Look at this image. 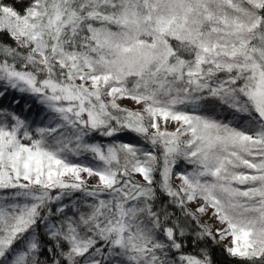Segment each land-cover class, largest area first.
<instances>
[{
	"label": "snow or ice",
	"instance_id": "6c2138e0",
	"mask_svg": "<svg viewBox=\"0 0 264 264\" xmlns=\"http://www.w3.org/2000/svg\"><path fill=\"white\" fill-rule=\"evenodd\" d=\"M16 93L0 264H264V0H0Z\"/></svg>",
	"mask_w": 264,
	"mask_h": 264
},
{
	"label": "trees",
	"instance_id": "16d2710c",
	"mask_svg": "<svg viewBox=\"0 0 264 264\" xmlns=\"http://www.w3.org/2000/svg\"><path fill=\"white\" fill-rule=\"evenodd\" d=\"M11 2H12V0H5V3H11ZM17 7L19 8V7H21V5L19 3H17ZM15 96H16V98L20 99L19 105L11 104L12 94H10V96L7 99L0 100V104H3L4 106L14 107L18 112L25 114L24 113V105H25V101H27L29 99V97L21 96L19 93H16ZM38 113H39V107L37 105L33 104L32 111L30 113H26V114L29 115L30 119L35 118L36 120H39L40 116ZM97 139L100 140L101 142H104V138H102V137H97ZM116 139H118L120 141H124V142L143 144V141L139 140L132 133H124V134L120 135L119 137H117ZM185 168L190 169V166L186 165L183 161H178L175 171L178 172V171H181ZM135 179L138 180L136 177H135ZM173 182L176 183L175 181H173ZM77 195H79V194H77ZM207 247L211 253L214 264H236V261L233 258L229 257L227 255V253L224 251V246L219 241L217 243L213 244L212 241L209 240V241H207Z\"/></svg>",
	"mask_w": 264,
	"mask_h": 264
},
{
	"label": "rangeland",
	"instance_id": "374dc122",
	"mask_svg": "<svg viewBox=\"0 0 264 264\" xmlns=\"http://www.w3.org/2000/svg\"><path fill=\"white\" fill-rule=\"evenodd\" d=\"M121 103H122L123 106L129 107V108H134L135 107L134 103L132 101H130V100H123V101H121ZM169 127L171 128L172 126L170 125ZM135 177L138 180H141V177L139 175H136ZM173 181H175L176 183L179 182L178 180H175V178H174ZM89 183L90 184H93V183H95V180L92 179V180H90ZM189 207H191L193 210L195 209V205L194 204L193 205H190ZM205 222H207L209 225H211L212 228H213V232H215V228L218 227V225L215 223V221L209 219V217L207 215H205V216H203L201 218V223H205ZM217 241H219V237H217ZM219 242L224 246L229 241L228 240H224V241H219Z\"/></svg>",
	"mask_w": 264,
	"mask_h": 264
}]
</instances>
